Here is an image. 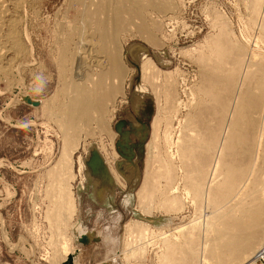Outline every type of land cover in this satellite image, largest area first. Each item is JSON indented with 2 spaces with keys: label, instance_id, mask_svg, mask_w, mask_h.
Masks as SVG:
<instances>
[{
  "label": "rangeland",
  "instance_id": "obj_1",
  "mask_svg": "<svg viewBox=\"0 0 264 264\" xmlns=\"http://www.w3.org/2000/svg\"><path fill=\"white\" fill-rule=\"evenodd\" d=\"M167 2H162L164 10L147 7L138 18L135 15L133 19L128 14L124 15L132 30L128 27L120 30L115 38L116 42L113 40L116 43V47L111 45L115 50H112L115 54L113 58H118L115 64L123 66V73L119 70L120 65L118 70L115 69L123 77V95H115L114 106L105 107L103 124L100 125L103 129L92 121L84 129L86 132L79 136L78 148L72 155V172L75 178L71 183L77 208L67 233L75 253L67 255L64 261L56 259L54 262L51 259L53 228L51 221L48 223L46 218L52 199H48L51 197L47 196L50 193L46 195L51 185L47 172L61 156L63 131L57 120L64 118L61 112L67 105V95L72 90L70 81L73 78V59L77 58L78 53H86L81 49L80 39L88 19L85 18L86 15L84 17L85 10L81 14L83 8L77 0H22V6L16 14L20 24L15 31L20 53L14 62L15 70L9 75H0V264H55L56 261L57 264H163L164 261V264H184L188 259L192 260L191 264H203V257L208 260L207 264L218 263V257L208 256L209 259L208 254L204 255L214 243H204L207 247L205 252L201 248L205 219L210 217L211 209L207 208L205 197L202 205H197L186 195L185 180L174 145L178 138L194 131L195 127L191 126L190 130L186 126L190 127L189 119L195 116L198 103L208 104L206 98L203 99L196 93L204 72L199 60L203 62L210 57V41L223 28L222 32L227 33L233 43L251 56L253 54L256 58H262L258 60H263L264 64V42L260 29L262 15L258 19L251 14L248 0ZM150 41L156 44L153 46ZM206 55L208 57L204 58ZM147 60L153 64V71L159 70L157 80V73H151L157 85L144 79L142 68ZM95 62L97 65L99 60ZM167 79L171 83H167ZM166 84L172 86L167 89L172 93L167 102L164 94ZM27 98L36 100L37 103L30 104L26 101ZM107 100L110 103V99ZM165 102L171 109L166 108ZM174 106L179 107L176 120L171 117ZM163 110L165 116L160 114L164 113ZM209 114L207 113L208 116ZM156 117L164 121L168 119L167 124L172 120V128L170 125L167 128V124L158 119L161 123H157L159 138L156 139L161 141L155 139V146L160 147L158 151L162 156L170 153L173 158L178 175L175 193L182 204L179 211L166 212L159 205L162 200L158 195L146 204L149 205L146 211L137 204V193L147 168L149 167L150 172L153 168L158 170L155 167L158 163L153 164L155 161L151 156L155 149L150 144L152 124ZM212 122L214 123L209 120L208 124H213ZM164 127L170 129L168 131L173 143L171 147H168L162 137L167 131ZM93 154L98 161L94 163L93 160L90 166ZM160 180L163 186L164 181ZM138 224L148 228L145 239L149 244L145 246L142 257L126 258L123 255L129 249L126 245L134 247L138 244ZM193 224L199 226L196 237L199 245L194 247L196 251H190L186 245L185 232L182 236L173 234L165 241L171 238L178 240L172 241L177 254L172 256L174 259H169L166 246L161 245L159 236L162 232L170 235ZM185 252L187 255L188 252L193 253L187 257Z\"/></svg>",
  "mask_w": 264,
  "mask_h": 264
},
{
  "label": "bare ground",
  "instance_id": "obj_2",
  "mask_svg": "<svg viewBox=\"0 0 264 264\" xmlns=\"http://www.w3.org/2000/svg\"><path fill=\"white\" fill-rule=\"evenodd\" d=\"M164 1L167 2V0H77L80 4L79 6L83 8L81 14L85 10L86 14L84 13V17L86 15L85 18L88 19H86L88 24L84 29L82 39H80L81 49L85 50L86 53H78V56L76 55L77 58L73 59V67L70 66L73 75V82L70 81L72 90L68 91L67 105L65 104L64 110L61 112L64 118L57 120L58 126L63 131V148L56 165L47 172V177L51 179L49 181L51 185L49 184L50 187L49 185L47 186L50 190L48 191L47 189V193L45 191L46 195L50 193L47 195L48 197L51 195L48 199L52 198L51 201L49 200L51 208L47 211L46 218H48V223L51 221L50 224L52 223L51 227L53 228V233L51 232L54 236V240H51L53 242L51 258L53 261L56 259L59 262L64 261L67 255L75 253L72 240L67 233L77 208L71 183L75 178L72 172V155L78 148L79 136L81 133L86 132L84 129L88 128V123L92 121L103 129V126L100 125L103 124L105 107L114 106L113 98L115 95H123V77L119 76L118 71L115 72L116 68L118 70L120 63H118V66L115 64L118 58H113V55L115 57L113 47H116L115 38H117L119 31L127 27L131 29V24L127 18H124V15L128 14L127 16L133 19V15L138 18L140 13L147 7L164 10L165 5L162 4ZM248 4L251 14L258 17V19L262 15L260 29L264 42V0H248ZM21 6L22 0H0V75L2 77L9 75L10 72L15 70L13 69L14 62L16 56L20 53L15 31L20 24L16 14ZM167 8L169 9L168 6ZM137 28L140 29V27ZM109 29H111V33H109ZM260 29L258 30L259 35ZM222 31L210 41L212 45V48L210 47L211 52H208L211 53L210 57L206 55L204 58L208 57L206 58L207 60L204 59L203 62L199 60L204 72L202 73L201 85H199L196 93H199L200 97L206 98L208 104L204 102L198 103L195 116L193 115V119H189L190 123L187 121L190 127L187 128L188 126H186V129L190 130H192L191 126L195 127L194 131H192L193 133H190V131L185 135L182 133L184 135L183 138L177 137V143L174 146H176L180 169L184 176L183 180H185L184 190L186 195L197 205H202L205 197L206 206L211 209L210 217L208 216L205 219L204 242L202 240L201 244L203 243V245H200L205 252L207 247H205L204 243L211 242L214 244L209 249L207 248V252L204 255L208 254L207 257L209 256L210 258L218 257L217 264H254L251 256L255 249L264 242V64L262 63L263 60H258L260 57L256 58L253 54L251 56L242 47L233 43L227 33ZM152 41L150 42L154 46L156 43ZM112 44L114 45L111 48ZM97 60L99 62L96 65L95 61ZM148 61H145V64H143L144 68H142L144 69V79L157 85L155 79L159 70L153 71V64ZM121 67L119 70L123 73V66ZM151 73L155 74V79L153 74L151 76ZM167 74L169 75L170 73ZM146 76L148 77L146 78ZM169 81L167 79V83ZM153 84L151 85L153 86ZM167 86L165 88L167 94L164 93L166 102L172 96L171 90L167 91L172 86L170 84ZM153 87L155 88V86ZM107 99H110V103L107 102ZM26 101L33 105L37 103L36 100L30 98H27ZM177 106H174V114L171 116L175 120L179 112V107ZM167 107L170 106L166 103ZM163 111L164 113L160 114L165 116V110ZM207 113H210L211 118ZM206 115L210 121H214V123L212 122L213 124H208L209 120L207 122ZM168 118L170 120V117ZM158 119L153 121V133L150 140L151 148L155 149L153 151L154 155H151L152 160L155 162L151 160L150 154L148 155L149 160L153 164L158 163V166L157 164L155 165L158 170L153 168L155 172L153 169V172H150L148 166L152 164H149L148 168L146 167L147 172L144 174L143 182L137 193V200L139 201L137 204L140 209L146 211L149 206L146 204L152 202L153 198L158 195L161 196L162 200L159 205L166 212L179 211L182 208V204L175 193L178 175L173 164V158L170 153L166 155L164 153L162 156L158 151L160 147L157 148L155 146L156 140L161 141L156 139L159 131L157 130V123H161L159 122L161 118ZM205 120L207 123H205ZM160 121L164 120L161 119ZM166 121L163 123H166ZM170 121L172 122V120ZM171 122L169 124L166 123L167 128H170V126L172 128ZM165 130L167 131L164 132L162 137L168 147H171L173 143L171 133L168 131L170 129L165 128ZM93 160L94 163L98 161L97 156L94 154L90 161V166ZM152 167L150 166V168ZM160 179L164 181L163 186L159 182ZM197 224L188 225L189 227L186 229L181 227L182 229L170 235L162 232L159 240H161V245L164 244L163 247L166 246V249H164L167 251L166 255L168 258L177 254L175 252L176 247L172 242L176 238L165 241L168 237H172L171 235L173 234L181 235L185 232L186 236H183L186 239V245H188L190 251H196L194 247L198 244V238L196 239V237L197 228L199 229ZM139 225H137L139 232L137 231L138 236H136L138 244L134 247L126 245L129 248L123 253L126 258L142 257L145 246L149 244V241L145 239L148 228L144 225ZM180 235L178 237L179 240ZM192 253L188 252L186 256L188 257ZM183 255L185 256V254ZM179 256L176 257L178 258ZM194 256H196V253ZM180 257L182 258L183 256ZM189 258L193 259V257ZM202 259H204L203 264H207L206 261L208 260L205 257ZM188 260L186 261L188 264L193 263L191 259ZM57 261L55 264L58 263ZM178 264L181 263L178 262Z\"/></svg>",
  "mask_w": 264,
  "mask_h": 264
},
{
  "label": "built area",
  "instance_id": "obj_3",
  "mask_svg": "<svg viewBox=\"0 0 264 264\" xmlns=\"http://www.w3.org/2000/svg\"><path fill=\"white\" fill-rule=\"evenodd\" d=\"M251 257L254 264H264V242L255 249Z\"/></svg>",
  "mask_w": 264,
  "mask_h": 264
}]
</instances>
